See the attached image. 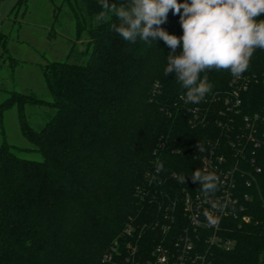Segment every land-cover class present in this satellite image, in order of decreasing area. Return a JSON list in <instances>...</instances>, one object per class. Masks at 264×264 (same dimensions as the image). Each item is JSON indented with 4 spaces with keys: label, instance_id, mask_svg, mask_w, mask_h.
Here are the masks:
<instances>
[{
    "label": "trees",
    "instance_id": "16d2710c",
    "mask_svg": "<svg viewBox=\"0 0 264 264\" xmlns=\"http://www.w3.org/2000/svg\"><path fill=\"white\" fill-rule=\"evenodd\" d=\"M73 10L87 62L45 66L54 116L36 131L25 106L43 101L18 94L0 106L1 117L17 105L21 132L42 156L0 145V264H153L155 246L170 247L188 227L186 196L203 194L191 180L197 168L220 178L208 196L226 202L219 235L232 243L211 246L198 232L197 250L212 264H264V50L240 78L208 71L212 90L193 104L164 75L172 49L162 39L124 41L115 16L97 20L98 0H75ZM159 27L183 35L171 10Z\"/></svg>",
    "mask_w": 264,
    "mask_h": 264
},
{
    "label": "clouds",
    "instance_id": "9594fccd",
    "mask_svg": "<svg viewBox=\"0 0 264 264\" xmlns=\"http://www.w3.org/2000/svg\"><path fill=\"white\" fill-rule=\"evenodd\" d=\"M98 2L102 10L97 20L107 22L110 15L115 16L118 23L110 26L124 41L150 43L159 38L172 49L166 57L164 75L174 74L185 90L183 98L193 104H199L212 90L208 71L224 70L240 78L250 68L255 52L264 50V0H128L118 5L108 0ZM170 10L180 15V37L159 27ZM197 148L204 151L200 142ZM163 170L164 163H157V174ZM179 179L185 183V175ZM191 180L199 182L205 195L214 194L220 183L215 172L200 168L191 174ZM205 216L211 224L218 223L208 212Z\"/></svg>",
    "mask_w": 264,
    "mask_h": 264
},
{
    "label": "rangeland",
    "instance_id": "374dc122",
    "mask_svg": "<svg viewBox=\"0 0 264 264\" xmlns=\"http://www.w3.org/2000/svg\"><path fill=\"white\" fill-rule=\"evenodd\" d=\"M75 0H0V106L14 95H29L43 105L25 106V117L38 131L54 116L44 69L50 63H86L78 54L87 40L77 41ZM74 52L72 57L71 53ZM17 148L18 156L42 161L22 134L16 104L2 111L0 145Z\"/></svg>",
    "mask_w": 264,
    "mask_h": 264
},
{
    "label": "built area",
    "instance_id": "2783aa9c",
    "mask_svg": "<svg viewBox=\"0 0 264 264\" xmlns=\"http://www.w3.org/2000/svg\"><path fill=\"white\" fill-rule=\"evenodd\" d=\"M215 205V206H213ZM184 211L188 221V227L185 233L179 236L174 244L166 247L160 243L155 246L152 257L153 264H212L207 251L200 252L197 250L196 238L198 232L206 233V242L211 246H216L223 249H230L232 243L230 240L219 235L221 230V220L226 214L227 204L221 199H213L211 196L197 194L194 197L186 196L184 202ZM208 212L213 218L218 219V223L211 224L205 216ZM195 234L191 235L189 232ZM136 249H133V253ZM111 256H104V262H110Z\"/></svg>",
    "mask_w": 264,
    "mask_h": 264
}]
</instances>
